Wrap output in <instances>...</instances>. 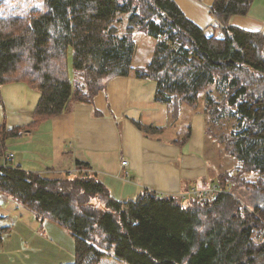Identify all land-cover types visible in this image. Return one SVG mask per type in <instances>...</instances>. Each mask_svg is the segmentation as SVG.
Wrapping results in <instances>:
<instances>
[{
    "label": "trees",
    "instance_id": "1",
    "mask_svg": "<svg viewBox=\"0 0 264 264\" xmlns=\"http://www.w3.org/2000/svg\"><path fill=\"white\" fill-rule=\"evenodd\" d=\"M252 1H211L219 38L174 0H0V193L39 227L52 220L67 230L74 258L64 264H264V35L231 24ZM135 31L152 40L145 65L132 62ZM113 76L155 81L168 121L133 120L146 137L182 146L187 116L201 112L206 125L228 118L229 132L217 139L237 164L212 178L220 191L183 198L144 187L119 200L86 161L74 159L73 171L57 176L11 158L2 165L9 138L91 104ZM11 82L39 92L26 125L5 120L1 86Z\"/></svg>",
    "mask_w": 264,
    "mask_h": 264
},
{
    "label": "crops",
    "instance_id": "2",
    "mask_svg": "<svg viewBox=\"0 0 264 264\" xmlns=\"http://www.w3.org/2000/svg\"><path fill=\"white\" fill-rule=\"evenodd\" d=\"M174 1L204 31L208 26L216 32L220 30V23L209 10L212 0ZM231 24L264 35V0H253L248 14L234 15ZM155 89V81L146 78H107L91 104L76 103L72 112L47 120L38 129L9 138L7 143L11 148L7 149L13 153L12 164L51 174L52 170L55 173L52 166H59L57 172L73 171L74 159L86 161L119 200L134 197L144 187L164 194H183V198H187L191 189L201 191L214 184L205 156L207 135L203 113L195 112L182 121L191 124L190 137L182 146L146 137L134 125L133 120L156 126L167 123V106L155 100ZM1 95L9 126L26 125L31 121L39 98L37 90L23 82H11L1 86ZM3 116L0 106V123ZM67 140L71 142L69 146L65 144ZM50 155L53 160L42 158ZM62 157H66L67 163ZM122 159H127L125 166L121 165ZM47 160H51V166ZM14 214L22 217L18 219L20 234L32 240L33 231L35 233L39 227L38 221L28 209L0 193V227H8L11 231L15 219L10 215ZM30 244L35 249L36 245ZM63 257L59 264L73 261L71 253Z\"/></svg>",
    "mask_w": 264,
    "mask_h": 264
},
{
    "label": "rangeland",
    "instance_id": "3",
    "mask_svg": "<svg viewBox=\"0 0 264 264\" xmlns=\"http://www.w3.org/2000/svg\"><path fill=\"white\" fill-rule=\"evenodd\" d=\"M16 9L17 11H20L18 8ZM215 30L216 29L213 28V31ZM132 37L135 42V50L132 59L133 65H145L150 59L152 40L146 33L140 31H135ZM200 110H202V108H200ZM229 126L230 123L225 115L222 118H207L206 127L208 133L206 136L205 156L212 178L216 175V172L223 169H229L232 172H236L235 165L237 162L235 159L227 155L223 146L218 143L217 139V136L221 132H229ZM70 143L71 142L68 140L65 142L67 146H69ZM7 148H11L9 143H7ZM8 151L9 149H7L5 153ZM58 156H60V154ZM42 158H45V160L51 158V160H53V155ZM62 158L64 163H67L66 157ZM51 160H47L50 166ZM39 162L42 163V160ZM52 167H55V173H51L52 175L57 176L61 174L60 172H57L60 169L59 166ZM247 176L249 178L256 177L253 173H248ZM226 187L229 188V186ZM10 217L15 219L11 231H0V262L3 264H59L60 258L63 256H65V258L69 257V253H71V259L73 260V238L64 227L52 220H47V223L45 222L41 227L36 228L35 233L33 231V239L28 240V237H23L18 229V221L22 220V217L18 214L10 215ZM30 243L36 245L35 249L31 247ZM60 246L64 247V249L59 248ZM51 251H53L52 255H50ZM26 254H29L30 257L27 258ZM62 254L64 255L62 256ZM45 257L47 259H45Z\"/></svg>",
    "mask_w": 264,
    "mask_h": 264
},
{
    "label": "built area",
    "instance_id": "4",
    "mask_svg": "<svg viewBox=\"0 0 264 264\" xmlns=\"http://www.w3.org/2000/svg\"><path fill=\"white\" fill-rule=\"evenodd\" d=\"M221 27L222 25H220V30L218 32L213 31V28L211 26H208L207 28H205V33L207 35H212V34H215L217 37H222L223 36V33L221 31ZM13 157V153L12 152H7L4 154V158H3V161H2V165H6L7 164V160H9L10 158ZM127 164V159H122L121 161V165L122 166H125ZM126 174V172H125ZM124 174V175H125ZM229 188L226 187L225 188V192H228ZM220 191V188L216 185V184H211L209 185L208 187H205L203 188L201 191H197L195 189H191L189 191L190 194H196V193H201L203 196L205 197H212L216 194V192ZM181 196H184L183 194H181Z\"/></svg>",
    "mask_w": 264,
    "mask_h": 264
}]
</instances>
